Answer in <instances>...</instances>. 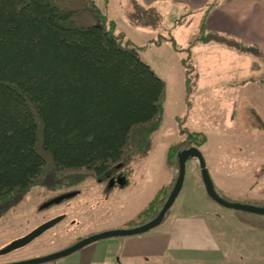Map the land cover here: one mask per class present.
<instances>
[{
  "label": "rangeland",
  "instance_id": "1",
  "mask_svg": "<svg viewBox=\"0 0 264 264\" xmlns=\"http://www.w3.org/2000/svg\"><path fill=\"white\" fill-rule=\"evenodd\" d=\"M93 2L108 15L107 27L122 33L130 46L140 47L141 61L165 82L161 124L153 134L149 155L132 161L118 179L99 183L90 177L72 190L75 196L45 209V203L69 190L31 187L0 219V251L41 225L60 220L25 246L0 255V264L43 258L92 236L149 223L150 203L170 188L179 171L170 148L186 142L193 132L205 136L199 150L219 197L264 208V57L220 46L213 49L216 45L208 52L198 51L200 45L193 47L202 36L198 14L189 16L173 5L165 12L156 11L159 17L150 26L131 20L140 6L135 1ZM213 33L204 30L203 36ZM253 62L259 69H252ZM155 232L170 234L178 243L166 254L134 259L137 263L264 264V215L227 209L211 200L196 159L186 162L182 189L158 226L143 234L91 244L108 250L109 242Z\"/></svg>",
  "mask_w": 264,
  "mask_h": 264
},
{
  "label": "trees",
  "instance_id": "2",
  "mask_svg": "<svg viewBox=\"0 0 264 264\" xmlns=\"http://www.w3.org/2000/svg\"><path fill=\"white\" fill-rule=\"evenodd\" d=\"M155 17L156 10L140 6L130 16L150 26ZM204 30L195 42L264 57L218 33L205 38ZM124 40L93 0H0V219L33 186L60 192L90 177L107 182L149 155L165 82L141 61L140 47ZM204 142L193 132L173 145L176 167L182 150ZM177 176L150 203L148 221L158 216Z\"/></svg>",
  "mask_w": 264,
  "mask_h": 264
},
{
  "label": "crops",
  "instance_id": "3",
  "mask_svg": "<svg viewBox=\"0 0 264 264\" xmlns=\"http://www.w3.org/2000/svg\"><path fill=\"white\" fill-rule=\"evenodd\" d=\"M132 1H135L144 8H153L157 12L159 10L165 12V10H168V8L173 5V7H178L189 16L198 14L199 30L204 25L205 30L230 37L247 46L256 47L264 54V0ZM211 3L214 4V6L207 11ZM104 15L107 19L108 15L106 13ZM130 42L134 44L133 41ZM197 46L198 51L204 52H208L210 46L215 47L213 49L219 46L225 47V49H232L215 42H195L193 47ZM232 50L242 55H251L240 53L235 49ZM176 243H178L177 238H173L170 234L155 232L146 234L145 236H139L138 238L129 237L109 242L105 244L108 246V250L105 249L104 245L89 244L79 250V252H75L77 254L72 258H66V260H63V258L53 264H120L121 262H123V264H141L134 261V259L149 257L153 254H166L169 248L172 245H176ZM111 256L116 257L115 261L111 259Z\"/></svg>",
  "mask_w": 264,
  "mask_h": 264
},
{
  "label": "water",
  "instance_id": "4",
  "mask_svg": "<svg viewBox=\"0 0 264 264\" xmlns=\"http://www.w3.org/2000/svg\"><path fill=\"white\" fill-rule=\"evenodd\" d=\"M190 158L197 160V162L199 164L200 175L202 178L204 190L211 200H213L217 204H219V205H221L227 209L244 211V212L252 213V214H256V215H264V208H260V207H256V206L241 205V204H232V203H228V202L224 201L222 198H220L219 195L215 191L213 182H212L211 177L209 175V172L206 168V164H205V161L203 159V156H202L200 150L197 148H188V149L182 150L178 155L179 171H178V176H177V179H176V182H175V185H174L172 192L170 193L168 199L166 200L165 204L163 205L162 209L160 210L158 216L156 218H154L153 220H151L146 225L139 227V228H136V229H133V230L102 233V234L84 239V240L78 242L77 244H75V245H73V246H71V247H69V248H67L61 252H58L56 254L46 256L43 258L32 259V260H27V261H23V262H19V263H12V264H46V263H49V262H52V261H55V260H58L61 258H65V257L81 250L85 246H87L91 243H94L95 241L101 240V239L110 238V237H124V236L139 235V234H143V233L155 228L156 226H158L163 221L167 211L170 209V207L175 202L177 196L179 195V193L182 189V185H183L186 162ZM75 195H76V192L64 194L62 196L54 198V199L50 200L49 202L45 203L42 206V208L45 209V208H47L53 204L59 203L65 199L71 198ZM59 220H60V218H56L54 220H51V221L41 225L40 227H38L37 229H35L34 231L29 233L25 237L21 238L20 240L16 241L12 245H10L8 248L0 251V255L9 253L15 249H18L20 247L25 246L32 239L39 236L45 230H47L48 228H50L51 226L56 224Z\"/></svg>",
  "mask_w": 264,
  "mask_h": 264
},
{
  "label": "flooded vegetation",
  "instance_id": "5",
  "mask_svg": "<svg viewBox=\"0 0 264 264\" xmlns=\"http://www.w3.org/2000/svg\"><path fill=\"white\" fill-rule=\"evenodd\" d=\"M114 179H118V177H114V178H110V180H108L107 182H109V181H111V180H114ZM99 183H104V181H99V180H97ZM73 191H69L68 193H72ZM75 192V191H74ZM59 197V196H58Z\"/></svg>",
  "mask_w": 264,
  "mask_h": 264
}]
</instances>
